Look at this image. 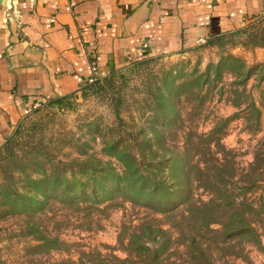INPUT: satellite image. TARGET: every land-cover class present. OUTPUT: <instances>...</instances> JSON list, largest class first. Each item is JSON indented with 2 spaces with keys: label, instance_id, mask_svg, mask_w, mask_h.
I'll use <instances>...</instances> for the list:
<instances>
[{
  "label": "rangeland",
  "instance_id": "rangeland-1",
  "mask_svg": "<svg viewBox=\"0 0 264 264\" xmlns=\"http://www.w3.org/2000/svg\"><path fill=\"white\" fill-rule=\"evenodd\" d=\"M208 149L230 151L229 172L264 170V22L111 72L26 116L0 148V264H114L135 257L129 233L144 221L158 237L141 236L147 249L131 264H264V178L227 184L257 211L238 208L255 234L231 233L232 207L208 202ZM190 197L206 204H181ZM33 222L51 236L30 234Z\"/></svg>",
  "mask_w": 264,
  "mask_h": 264
},
{
  "label": "crops",
  "instance_id": "crops-1",
  "mask_svg": "<svg viewBox=\"0 0 264 264\" xmlns=\"http://www.w3.org/2000/svg\"><path fill=\"white\" fill-rule=\"evenodd\" d=\"M260 22L264 0H0V148L27 111L96 76Z\"/></svg>",
  "mask_w": 264,
  "mask_h": 264
},
{
  "label": "trees",
  "instance_id": "trees-1",
  "mask_svg": "<svg viewBox=\"0 0 264 264\" xmlns=\"http://www.w3.org/2000/svg\"><path fill=\"white\" fill-rule=\"evenodd\" d=\"M92 85V84H91ZM64 99H59L56 100L55 102L58 103H63ZM116 115L120 117V111L118 110L116 112ZM210 151V149H208ZM206 154H208L207 151H205ZM221 157L214 155L212 151L209 153L210 159H208L206 163L205 169L209 171L208 177L205 179L209 180V186H210V192L212 193L211 199L208 201L210 206H214L216 209H224V207L227 209L229 207H232L233 212H232V217L236 222V225H238L237 228H235V231H231L233 234L241 235L244 234L247 231H243L244 228H250L249 230L252 231L254 234V228H251L249 224L253 222L247 215H244L241 211H239V207H246V209L252 211L253 213L257 212L254 210L252 204L248 203L247 201L244 200V198H239V196L235 195L233 191H230L227 189V184H229L232 187L236 186V183H239V181L243 180L248 188H252L259 184L263 180L264 176V170L258 172V170H255L254 173L255 177H249V173H251V168H249L246 173L240 172L238 173L236 170H231L230 172L227 170V167L231 163L229 160L230 156L229 153L230 151H225L222 149ZM208 157V158H209ZM253 163L251 164L252 167ZM227 172V173H226ZM250 178V179H249ZM49 179H45L44 182H48ZM199 182L201 179H198ZM30 182H35L37 184L36 179H31ZM153 185V190L149 194V196H153L156 193V190L159 188V183L158 186L156 183H152ZM204 188H207L206 185H202ZM237 188H241L240 186H237ZM10 196H14L15 198L21 197L23 198V201L25 202V199L27 202L32 201L33 199L31 198L32 196L26 194V193H21L20 191L15 190L14 193L11 192ZM186 198V201H183L181 204H187L188 208H193L196 206H203L206 203L204 201H195L193 200L192 197ZM77 197L75 196H70V195H64L61 196V200L63 201H69L70 203L75 202ZM48 203V202H47ZM47 207V206H46ZM45 207V208H46ZM44 208V209H45ZM48 208V207H47ZM25 210V207L22 206L21 212ZM19 212V213H21ZM13 213H17L14 211ZM34 220V219H33ZM257 220V219H256ZM259 220V219H258ZM32 222V221H31ZM244 224L246 226H244ZM253 225V224H251ZM208 226V225H207ZM241 226V227H239ZM135 229H133L129 233V245H131L133 251L135 252L136 255L133 257L132 254H129L126 258H119L117 257V263L115 262L114 264H131L133 260H137L139 258V254L144 253V251L147 249L146 244L142 243L139 241L141 236L146 238L149 242H155L158 235L154 233V227L150 225V223H147V221L143 222L142 225L134 226ZM200 228V227H199ZM199 228L195 229L193 234L195 236H201L199 233ZM28 230H32L30 234H35L40 240H46L47 237H50L51 235H48L44 232V230L41 227V224L39 222L31 223L28 225ZM188 240H192V247L190 249V253L192 254L194 259L200 258V254L194 250V238L195 237H190V235H186ZM152 258H156V254L152 255Z\"/></svg>",
  "mask_w": 264,
  "mask_h": 264
},
{
  "label": "built area",
  "instance_id": "built-area-1",
  "mask_svg": "<svg viewBox=\"0 0 264 264\" xmlns=\"http://www.w3.org/2000/svg\"><path fill=\"white\" fill-rule=\"evenodd\" d=\"M207 44V41L206 40H204V39H201V40H199V42H198V45L199 46H204V45H206ZM93 72H97V69L96 68H94L93 69ZM102 79V76H96V77H94V78H92L91 80H90V84H94V83H96L97 81H99V80H101ZM38 107H34L31 111H27L26 112V114L27 115H29L30 113H32L34 110H36Z\"/></svg>",
  "mask_w": 264,
  "mask_h": 264
}]
</instances>
